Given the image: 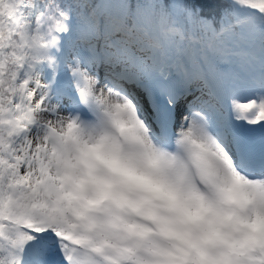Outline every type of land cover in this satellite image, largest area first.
I'll list each match as a JSON object with an SVG mask.
<instances>
[{"label": "snow or ice", "instance_id": "snow-or-ice-1", "mask_svg": "<svg viewBox=\"0 0 264 264\" xmlns=\"http://www.w3.org/2000/svg\"><path fill=\"white\" fill-rule=\"evenodd\" d=\"M24 3L0 0V264H133L70 231L60 207L74 156L117 108L135 140L177 149L192 182L212 185L222 168L264 180V68L236 70L257 48L264 64V0H224L210 15L193 0L158 15L120 0L96 15L93 38L113 69L104 83L79 60L58 75L51 50L66 14L48 0L33 25Z\"/></svg>", "mask_w": 264, "mask_h": 264}, {"label": "clouds", "instance_id": "clouds-1", "mask_svg": "<svg viewBox=\"0 0 264 264\" xmlns=\"http://www.w3.org/2000/svg\"><path fill=\"white\" fill-rule=\"evenodd\" d=\"M134 134L117 108L74 156L66 227L133 264H264V180L222 168L212 185L192 182L177 149Z\"/></svg>", "mask_w": 264, "mask_h": 264}, {"label": "trees", "instance_id": "trees-1", "mask_svg": "<svg viewBox=\"0 0 264 264\" xmlns=\"http://www.w3.org/2000/svg\"><path fill=\"white\" fill-rule=\"evenodd\" d=\"M35 2L47 14L48 0H35ZM124 2L132 10L137 8L151 9L154 15H158L161 7H167L171 3V0H154L153 4L149 7H143L140 4V0H124ZM193 2L206 6L204 14L210 15L212 11L219 10V6L224 3V0H193ZM56 3L65 12L69 24L73 23L76 16L90 22L89 26L80 30V33L87 31V33L91 34H94L96 15L99 10L100 12H114L120 7V0H56ZM78 3H82L83 5L79 7Z\"/></svg>", "mask_w": 264, "mask_h": 264}, {"label": "rangeland", "instance_id": "rangeland-1", "mask_svg": "<svg viewBox=\"0 0 264 264\" xmlns=\"http://www.w3.org/2000/svg\"><path fill=\"white\" fill-rule=\"evenodd\" d=\"M153 2H154V0H140V4L143 7H149V6H151L153 4ZM82 5H83L82 3H79V7H81ZM41 13L42 12L40 11L39 7L37 6L35 0H25V3H24V5L21 8L22 17L25 20L31 21L33 23V25H34L37 17L41 16ZM54 47H56V46H54ZM54 47L51 50L53 54L56 51V49H54ZM74 57H75V55H74ZM69 63H72V62H69ZM240 63L243 65V69H241L238 66L240 71L241 70H243V71H245V70H254V67H256V66L259 67L260 65L264 68V64H262L260 62V60H259L258 48L256 50L255 56L249 55L247 58L243 59ZM66 64H62V62H59V67H63L66 70V68H67ZM39 70H40L42 76L48 75L50 73V71H51L47 67L46 64H42L40 66ZM65 70L62 71V69L59 68L58 69V75H65L66 74L67 76H71V73H66ZM90 74L93 75L92 73H90Z\"/></svg>", "mask_w": 264, "mask_h": 264}, {"label": "bare ground", "instance_id": "bare-ground-1", "mask_svg": "<svg viewBox=\"0 0 264 264\" xmlns=\"http://www.w3.org/2000/svg\"><path fill=\"white\" fill-rule=\"evenodd\" d=\"M238 71V70H237ZM107 72H109V71H107ZM255 72V69L254 70H252V73H254Z\"/></svg>", "mask_w": 264, "mask_h": 264}]
</instances>
